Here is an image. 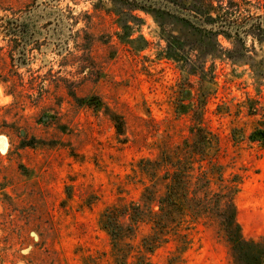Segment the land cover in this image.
I'll list each match as a JSON object with an SVG mask.
<instances>
[{
	"label": "rangeland",
	"instance_id": "obj_1",
	"mask_svg": "<svg viewBox=\"0 0 264 264\" xmlns=\"http://www.w3.org/2000/svg\"><path fill=\"white\" fill-rule=\"evenodd\" d=\"M210 1L218 12L264 18V0ZM150 7L0 0V264H137L140 256L167 264L176 242L149 254L142 239L150 227L128 232L126 222L116 261L100 219L140 201L150 185L141 169L163 151L186 149L197 177V128L217 138L207 158L224 167V179L212 184L206 214L190 222L181 264H264V141H251L264 131V43L213 37ZM230 204L243 239L259 244L257 262L221 230Z\"/></svg>",
	"mask_w": 264,
	"mask_h": 264
},
{
	"label": "trees",
	"instance_id": "obj_2",
	"mask_svg": "<svg viewBox=\"0 0 264 264\" xmlns=\"http://www.w3.org/2000/svg\"><path fill=\"white\" fill-rule=\"evenodd\" d=\"M134 1L140 4L141 9L150 6L154 9L159 7L161 12L181 16L182 19L190 23L194 30L210 34L213 37L219 32L233 34L240 38L251 35L264 43V18L259 16L253 18L249 15L242 19L232 12H223L224 10L218 12L210 0H193V5L179 4L168 0ZM182 14L188 15L190 18H185ZM215 25H217V29L212 27ZM113 121L117 135L125 137V124L122 118L117 116L113 118ZM195 131L199 132L195 136H198L204 149L203 158L200 160L202 164L198 168L200 174L197 177L194 174L193 160L188 157L186 149L183 147L178 149L179 152L176 155L163 151L158 160L147 162L151 166L150 170L141 169V173L149 179L150 185L145 187L140 201L109 207L102 214L100 225L114 244L113 257L116 261L119 260L122 253L118 250L117 244L122 240V233L126 231L122 225L123 222H126L129 227L128 232L138 230L141 225L150 227V234L142 239V247L149 254L170 242H176V252L168 259L167 264L183 262L184 253L192 245L191 235L195 229L190 222L198 220L206 214L208 207L205 198L211 192L212 184L215 180L222 183L224 179V167L216 160L207 158L211 150L218 148L217 138L203 128H197ZM251 141L263 142L264 131L254 132ZM203 162H207V166H203ZM239 184L240 182L231 192L230 201L239 191ZM223 213H225L222 214L225 223L221 230L229 245L237 252L249 251L255 254L256 256L252 259L257 262L260 252L258 253L254 249H257L259 244L243 239L240 227L235 220V210L232 204H230L229 210ZM128 256L129 254L124 255L126 260ZM138 260L140 262L137 264H151L148 259H143V256L138 257Z\"/></svg>",
	"mask_w": 264,
	"mask_h": 264
},
{
	"label": "water",
	"instance_id": "obj_3",
	"mask_svg": "<svg viewBox=\"0 0 264 264\" xmlns=\"http://www.w3.org/2000/svg\"><path fill=\"white\" fill-rule=\"evenodd\" d=\"M182 16L185 17V18H190V17H189L188 15H186V14H182ZM208 27H211V26H208ZM212 27H214L215 29H217V25L212 26Z\"/></svg>",
	"mask_w": 264,
	"mask_h": 264
}]
</instances>
